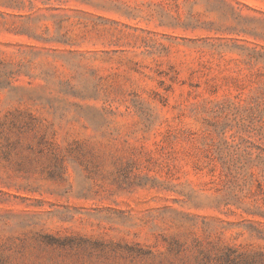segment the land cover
Wrapping results in <instances>:
<instances>
[{"label": "rangeland", "instance_id": "1", "mask_svg": "<svg viewBox=\"0 0 264 264\" xmlns=\"http://www.w3.org/2000/svg\"><path fill=\"white\" fill-rule=\"evenodd\" d=\"M0 264H264V0H0Z\"/></svg>", "mask_w": 264, "mask_h": 264}]
</instances>
